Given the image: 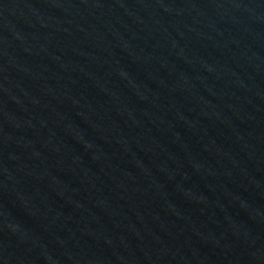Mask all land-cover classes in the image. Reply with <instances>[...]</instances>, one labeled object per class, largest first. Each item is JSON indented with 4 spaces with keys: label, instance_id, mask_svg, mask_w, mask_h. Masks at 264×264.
I'll use <instances>...</instances> for the list:
<instances>
[{
    "label": "water",
    "instance_id": "obj_1",
    "mask_svg": "<svg viewBox=\"0 0 264 264\" xmlns=\"http://www.w3.org/2000/svg\"><path fill=\"white\" fill-rule=\"evenodd\" d=\"M0 264H264V0H0Z\"/></svg>",
    "mask_w": 264,
    "mask_h": 264
}]
</instances>
